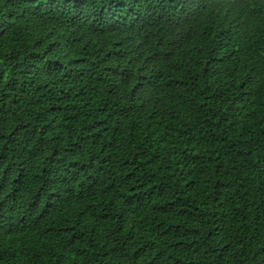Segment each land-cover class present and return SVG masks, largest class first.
I'll use <instances>...</instances> for the list:
<instances>
[{
  "label": "trees",
  "instance_id": "trees-1",
  "mask_svg": "<svg viewBox=\"0 0 264 264\" xmlns=\"http://www.w3.org/2000/svg\"><path fill=\"white\" fill-rule=\"evenodd\" d=\"M0 264H264V0H0Z\"/></svg>",
  "mask_w": 264,
  "mask_h": 264
}]
</instances>
